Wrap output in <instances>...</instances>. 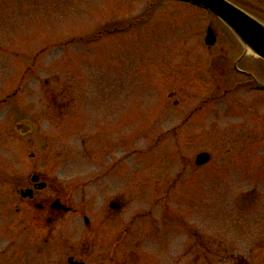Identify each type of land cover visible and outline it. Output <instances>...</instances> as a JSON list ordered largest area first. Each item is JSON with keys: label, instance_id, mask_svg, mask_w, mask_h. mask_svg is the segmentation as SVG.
Instances as JSON below:
<instances>
[{"label": "rangeland", "instance_id": "obj_1", "mask_svg": "<svg viewBox=\"0 0 264 264\" xmlns=\"http://www.w3.org/2000/svg\"><path fill=\"white\" fill-rule=\"evenodd\" d=\"M148 1L0 0V84L1 75L23 70L32 63V54L39 53L31 67L36 74L28 79L32 88L18 94L21 101L45 108L46 92L52 86L42 88L38 77L40 73H57L55 96L69 103V108L58 127L45 122L50 132L60 130L43 141L44 169L47 172L51 166L50 174L74 193L76 207L93 206L92 202L101 207V189L95 184L80 189L77 182L93 177L101 166L117 158L116 168L123 164V177H119L131 192L128 211L150 210L152 201L144 189L148 182L158 180L162 188L153 199L162 197L168 187L169 208L165 209L162 200L161 208L152 211L156 220L163 213L162 236L148 243L150 251H143L137 264L238 263L235 256L218 252L217 244L210 245L212 240H204L200 248L194 247L189 256L180 259V252L192 246L190 232L205 239L219 238L250 264H264V252H251L264 225L260 218L264 216L263 169L251 167L245 150L236 154L228 149L224 154L226 147L218 143L222 132H246V97L220 98L201 116L200 111L191 115L179 130L180 113L200 106L203 95L214 93L205 90L211 74L197 66L203 52L200 33L209 16L200 8L161 0L156 6L163 19L131 28L130 23ZM113 28L121 30L111 33ZM171 63L176 67L171 68ZM170 92H174L172 96ZM174 99L177 106L170 105ZM232 101L241 113L231 112ZM6 102L3 104L0 96L1 121L11 100ZM73 118L76 134L69 125ZM173 129L182 136L176 137ZM110 131L114 138L104 139V132ZM90 132L94 135L85 137ZM242 139L234 144H230L231 138L226 139L227 148L239 146ZM7 143L0 140V166L6 164L11 152ZM201 151H207L210 160L193 170L194 156ZM114 178L111 175L110 179ZM166 212L171 215L169 227L164 223L168 221ZM72 217H64L60 228L75 224L82 228L77 216ZM69 244L62 240L61 249L66 250Z\"/></svg>", "mask_w": 264, "mask_h": 264}, {"label": "flooded vegetation", "instance_id": "obj_2", "mask_svg": "<svg viewBox=\"0 0 264 264\" xmlns=\"http://www.w3.org/2000/svg\"><path fill=\"white\" fill-rule=\"evenodd\" d=\"M167 1L188 5L174 0ZM225 1L264 25V0ZM151 10L150 5L146 12H151L149 16L156 15L155 19H163L160 8L156 13ZM146 13L139 18V24L144 23ZM209 24L214 36L213 43L205 49V46H202L203 52L200 53L202 58L197 66L201 65L199 68L203 71L205 67V71L211 74V80L207 82L208 87L205 90L212 89L214 93L208 97L202 96L200 111L210 100L216 102L220 98L244 94L246 101L243 107L247 111L246 125L248 124L246 132L220 133V147L227 145L225 142L228 138H231V144L243 137L239 146L233 143L234 148L223 150L226 152L230 149L236 154H241L245 150L248 163H252L251 167L256 166L260 172L262 169L264 172V69L258 68L257 63L262 61L248 53L234 33L216 17L213 16ZM172 66L176 67L171 63V68ZM35 71L28 65L24 70H9L1 75L4 83L0 84L2 103L7 104L8 99L11 102L4 120H0V139L8 141L11 151L15 147L16 153L10 154L7 165L0 166V264H137L143 257L140 253L150 251L148 243L162 236L159 226L163 213L161 218L156 220L153 219L151 210L160 207L162 200L165 209L169 208L168 187L164 189L162 197L153 199L152 196L161 185L158 181L148 182L144 189L152 201L150 210L144 213L140 210L128 211L127 199L131 198V192H128L125 181L121 179L123 170L120 167L116 168L114 164L117 163V158L110 164L101 166L100 171L93 177L77 182L80 189L89 188L92 184H95V188L101 189L100 195L103 198L101 207L93 202L91 203L93 206L89 204V207H76L74 193L65 190L61 182L53 178L50 174L51 166L47 172L44 169L43 141L51 136L54 138L53 135L59 134L60 130L50 132L45 122L58 127L61 125L60 120L65 119L67 114L65 112L69 108V103L61 102L55 96V87L58 85L57 73L52 76L40 73L38 77L42 88L52 86L46 92L45 108L41 106L35 108L33 102L25 103L21 99H15L18 96L17 89H21L19 83L26 92L32 88L30 83L33 82L28 79L33 78ZM200 81L201 88L204 80L200 78ZM171 104L177 105V100ZM72 108L76 115V107ZM230 109L231 112L241 110L233 101ZM69 125L76 134L74 118ZM104 133V139L114 138V131ZM93 135L94 133H85V137ZM14 141L18 143L13 145ZM113 154L112 152L110 155ZM111 175L117 179L114 178L113 181L110 179ZM263 178L262 174L260 179ZM168 214L164 213L165 220L169 218L171 220V215ZM66 216L72 219V216H77L80 221L82 219L83 222L78 225L82 228H77L75 224L69 229H61V221ZM260 218L264 221V216ZM170 220L164 222L168 223V227L171 226ZM259 230L263 239L257 240L255 247L264 252V225ZM194 235L193 233L190 236ZM62 240L64 244L70 241L69 247L64 251L61 249ZM69 258H72V261H69Z\"/></svg>", "mask_w": 264, "mask_h": 264}, {"label": "water", "instance_id": "obj_3", "mask_svg": "<svg viewBox=\"0 0 264 264\" xmlns=\"http://www.w3.org/2000/svg\"><path fill=\"white\" fill-rule=\"evenodd\" d=\"M201 5L219 17L234 32L242 44L253 54L264 60V26L249 16L231 7L223 0H183ZM258 68L264 69V63L258 61ZM206 153L197 156L196 163L208 160Z\"/></svg>", "mask_w": 264, "mask_h": 264}]
</instances>
